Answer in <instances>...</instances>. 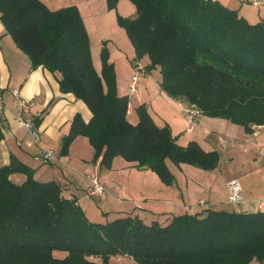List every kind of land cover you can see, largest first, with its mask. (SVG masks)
<instances>
[{
    "label": "trees",
    "instance_id": "obj_1",
    "mask_svg": "<svg viewBox=\"0 0 264 264\" xmlns=\"http://www.w3.org/2000/svg\"><path fill=\"white\" fill-rule=\"evenodd\" d=\"M130 1L135 16L117 20L133 46V66L147 56L145 70L159 69L160 89L203 115L246 132L264 125V20L249 23L218 0ZM116 3L106 0L108 9ZM0 21L31 67L59 72L60 91L82 100L92 114L87 122L74 115L61 155L82 135L100 167L110 168L120 156L155 172L165 185L174 182L166 160L204 170L217 166L216 150L205 151L193 140L180 145L144 103L135 107L137 122L128 121L129 98L117 92L109 52L103 44L97 73L77 6L51 10L41 0H0ZM14 172L25 180L13 182ZM115 256L134 264H264V210L204 209L164 223H145L137 215L92 222L55 181H37L13 156L0 166V264H116L110 261Z\"/></svg>",
    "mask_w": 264,
    "mask_h": 264
},
{
    "label": "crops",
    "instance_id": "obj_2",
    "mask_svg": "<svg viewBox=\"0 0 264 264\" xmlns=\"http://www.w3.org/2000/svg\"><path fill=\"white\" fill-rule=\"evenodd\" d=\"M41 1L51 10L65 5L61 1L55 4L50 0ZM218 1L237 10L249 23L264 20V0L259 5L252 4L250 0ZM127 2L118 0L117 5L122 7L126 17H133L136 8ZM69 5L77 6L76 3L67 6ZM90 15L83 14L81 17L90 36L92 62L100 74L101 62L94 57L93 51L97 48H94L91 36L93 29L97 28L96 22H99L102 30L97 33L101 37L106 36L103 32L104 21L100 22L96 17L90 18ZM146 58L149 63L147 56ZM137 63L140 65V61ZM133 72V68L128 67L122 76L124 84L117 82L118 94L128 93V83ZM115 73L117 81L119 71L116 68ZM152 73L144 69L145 76L139 77L137 105L144 103L158 126L168 125L171 133L177 135L180 145L184 146L193 140L205 151L216 150L220 156L217 166L212 170H204L187 163L175 165L166 160L174 175V182L165 185L150 169L138 168L135 162L115 156L110 168L106 169L109 179L106 175L101 177L99 173L105 188L104 195H90V176L94 171L95 162L92 158L94 149L88 139L82 135L76 136L70 143L67 154H60L62 140L69 133L74 115L79 113L87 122L92 115L90 110L72 93L60 91L59 72H51L42 66L32 68L29 57L16 46L0 21V166L8 164L13 156L33 170V177L37 181H55L60 185L62 195L75 198L92 222L104 223L119 216L137 215L145 223H164L173 215L192 214L204 209L256 212L259 201L264 199V190L261 195H256L255 190L247 188L244 184V177L250 176L252 171L259 173L264 167V125H252L251 131L246 132L243 126L227 119L199 113L193 129L188 131L182 110L190 104L168 96L160 89V73L155 77ZM15 90L20 98L32 101L26 111L18 107L13 93ZM129 101L131 103L127 110V119L130 118L133 123V120H138V116L135 112L136 105L130 97ZM18 118L33 125L36 119L38 121L32 129L22 125ZM33 130L39 138L36 143H28L32 139ZM48 151H51V155L45 158L43 154ZM241 153L248 155L245 161L252 166L235 171L231 165L236 155ZM260 163L263 166H260ZM128 169L137 174L131 178V187L124 183L123 178V170ZM145 175H148V178H145ZM261 175L264 178V172ZM117 177L120 179L119 184ZM25 178L26 175L21 172L10 174V179L18 184ZM125 178L128 177L125 175ZM231 180L237 181L241 187L242 199L235 203L230 202L227 195V184ZM96 198L100 200L101 206L96 202Z\"/></svg>",
    "mask_w": 264,
    "mask_h": 264
},
{
    "label": "rangeland",
    "instance_id": "obj_3",
    "mask_svg": "<svg viewBox=\"0 0 264 264\" xmlns=\"http://www.w3.org/2000/svg\"><path fill=\"white\" fill-rule=\"evenodd\" d=\"M58 1H61V2H63V4H65L64 6H61L59 8L65 7L71 3H76L78 11H79L81 16L83 14H84V16H86V14H91L90 18L96 17L98 19V21H100V22L104 21L103 32L106 36L101 37V35H99L97 33L98 30L100 32H102V30H100L101 26H99V22L95 23L97 28L96 29L94 28L92 31L91 42L93 43L94 48L95 47L97 48V50L94 49V51H93L94 57L96 58V60H99L101 62V59H100L101 48H102L103 44H105V47L107 48V50L109 52V61L113 62L114 70L116 68L119 71V73H118L119 76H118V79L116 81V86H117V82L124 84V80H123L122 76L126 73L128 67L131 69L133 68V70H135L134 66L131 65L132 63L130 60L133 57V55H135V53H134L133 46H132V44H131L128 36H127V33H126L124 27L121 26L117 20V15H120L122 17H126V15H124V13L122 12V7L117 5L118 0L116 3V7L114 9H108L107 8L106 0H50V2H53L54 4ZM127 1L129 3H132L130 0H127ZM49 4L51 5V3H49ZM59 8H57V9H59ZM116 8H118V10ZM87 33H88L89 42H90L89 32L87 31ZM108 43H110V44L108 45ZM90 47H91V45H90ZM111 49H112V51H111ZM111 56H112V59H111ZM139 61H140V65L142 66V69L140 71H138V73L140 76H145L143 74L144 69L148 65V63H147L148 61H147L146 56H143ZM150 71L153 72L152 75L154 77L159 75L158 69L152 68ZM115 77H117V75H115ZM118 90H119V88H118ZM128 98H129V96H128ZM130 98L132 99V103H134L137 107L138 102L136 101V96L135 97L130 96ZM129 103H131V102L129 101ZM135 112H136V110H135ZM136 120L137 119L133 120L132 124H134ZM128 121L131 122L130 118L128 119ZM186 145H184V146H186ZM93 156H94V150H93ZM246 157H248V155L247 154L245 155V153L237 154L235 159H234V162L231 165V167L233 169H236L235 171H237L238 169H240L242 167L250 166V165L252 166V164L246 163V161H245ZM257 166H259V165L257 164ZM260 166H263L262 163H260ZM221 168H222V166H221ZM106 169H109V168H106L105 166H101L100 170L94 169L92 174L97 172L98 175L100 173L101 177H104V175H106L108 177ZM123 171H124L123 172L124 183H127V186L131 187V181H132L131 178L137 174L135 172L130 171V169L123 170ZM263 172H264V167L261 169V171L259 173H258V171L257 172L252 171L251 174L249 173L250 176L244 177V184L247 185V188L255 190L256 195H261V193L264 190V182H263L264 178L261 175V173H263ZM255 173H257V174H255ZM125 175L128 178H125ZM129 175H131V177ZM145 178H148V175H145ZM99 179H100V177H99ZM108 179H109V177H108ZM102 180H104V179H102ZM116 180L119 184L120 179H118V177H117ZM100 182H101V180H100ZM144 184L147 185V182H145ZM141 185L143 186V183ZM150 187H152V185H150ZM227 195H228V193H227ZM96 202L98 203L99 206H101L99 199H97ZM55 254L59 257H63V256H65L66 253L56 251ZM110 261L112 263H116V264H134V261L132 259L127 258V257H120V256L112 257ZM248 264H259V262L256 259H253Z\"/></svg>",
    "mask_w": 264,
    "mask_h": 264
},
{
    "label": "built area",
    "instance_id": "obj_4",
    "mask_svg": "<svg viewBox=\"0 0 264 264\" xmlns=\"http://www.w3.org/2000/svg\"><path fill=\"white\" fill-rule=\"evenodd\" d=\"M250 2L254 5H259L262 3V0H250ZM135 70L134 72L131 74L130 79H129V83H128V96H137L138 94V85H139V73L138 71L141 70V66L137 63L134 66ZM14 96L17 102L18 107L22 110V111H26L31 105H32V101H27L24 100L22 98L19 97L18 91H14ZM130 107V104L128 103V108ZM183 116L186 119L187 122V130L191 131L194 127L195 124V118L196 116L200 113V111L194 106V105H188L187 107H184L182 110ZM20 123L22 125H25L29 128H34V125L32 123L23 121L21 118H18ZM34 132H32V139L29 140L28 143H36V141L39 138V135L36 133L35 130H33ZM49 155H51V151H48L46 153L43 154V156L46 158ZM99 161H100V157H98L95 161V165H94V169L97 170L99 167ZM227 189H228V200L232 203L238 202L242 199V195H241V187L240 184L235 181V180H231L228 184H227ZM105 192V188L103 186V184L100 182L99 179V175L97 172H95L94 174H92L90 176V189H89V194L90 195H94V196H103ZM264 210V199L260 200L258 203V207H257V211H261Z\"/></svg>",
    "mask_w": 264,
    "mask_h": 264
}]
</instances>
